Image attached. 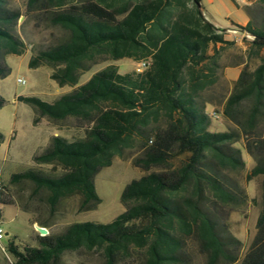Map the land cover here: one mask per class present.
<instances>
[{
  "label": "trees",
  "instance_id": "1",
  "mask_svg": "<svg viewBox=\"0 0 264 264\" xmlns=\"http://www.w3.org/2000/svg\"><path fill=\"white\" fill-rule=\"evenodd\" d=\"M202 0H26L28 11L65 33L60 42L34 51L28 66L52 69L59 86L75 87L48 103L18 97L52 122L72 118L87 124L82 138L54 136L34 157L39 164L61 168L57 175L32 169L12 175L11 182L29 181L46 189L50 214L58 203L77 197V212L95 210L100 199L94 178L116 156L136 149L132 165L143 172L123 189V212L111 222L72 223L58 233L37 236V246L19 248L7 242L12 264H57L66 252L101 253L104 264H192L196 252L204 264H235L242 243L224 222L226 211L244 205L247 196L224 171L244 168L242 148L254 161L247 180L261 176V208L255 235L240 264H264V0L253 18L235 24L251 36L248 57L259 59L243 68L223 99L222 115L235 130L212 132L203 95L220 79L219 55L233 41L203 14ZM239 8V7H237ZM20 12L0 0V79L10 73L8 55H21L22 40L13 33ZM39 19V18H38ZM148 61L142 72L120 74L110 65L79 85L83 72L98 58ZM0 96V108L4 105ZM247 103V105L245 104ZM0 133V143L2 142ZM1 189V187H0ZM12 205L0 201V206ZM26 212V211H24ZM0 209V221H1ZM48 228V222L31 219Z\"/></svg>",
  "mask_w": 264,
  "mask_h": 264
},
{
  "label": "rangeland",
  "instance_id": "2",
  "mask_svg": "<svg viewBox=\"0 0 264 264\" xmlns=\"http://www.w3.org/2000/svg\"><path fill=\"white\" fill-rule=\"evenodd\" d=\"M256 4L257 0H202L201 7L204 16L216 23L218 28L236 30L234 27L236 23L233 20L238 18L231 16L230 11L234 7L249 6L254 10L253 18L259 20L263 12L256 9ZM8 6L19 10L21 14L13 33L22 40L25 49L19 56L5 57L10 73L4 79H0V96L5 101L0 108V133L3 137L0 143V201L12 203V205L0 206L2 213L0 228L3 232V239L0 241V264H12V258L6 248L9 240H13L19 248L26 245L37 246L38 234L31 222L33 217L48 222L49 227L45 228L48 234L58 233L72 223L111 222L123 212L120 196L125 186L131 180L143 175L141 170L132 165V160L137 155L136 149L125 150L122 156L113 159L111 166L103 168L95 176V192L100 203L95 210L83 213L77 212L78 198L71 197L61 200L56 211L50 214L46 202L48 196L46 189H37L29 181L11 182L12 175L28 169L45 175L59 174L61 168L56 165L39 164L34 161V157L49 147L54 136L63 137L68 141L82 138L87 124L72 118L52 122L31 106L19 102L18 97L22 96L36 97L51 103L63 94L71 92L75 87H59L50 78L52 69L47 65L42 64L34 69L28 66L29 60L35 54L34 51L60 42L65 38V33L43 20L38 10L28 11L26 0H8ZM240 15L242 18L247 16L243 10ZM227 35L229 36L227 40L233 41V45L225 46L220 52L218 60L222 69L219 73V82L203 95L204 99L217 102L212 108L206 105V112L211 120L209 130L212 132L236 129L221 113L223 99L231 92L235 81L233 75H226V70L231 74L243 68L252 72L260 63L257 58L248 57L250 38L238 32L236 34L238 42H236L234 34ZM241 35L244 37L242 38ZM261 55L264 56V49L261 50ZM139 63L128 58L114 61L103 56L98 58L95 64H91L88 71L81 74L79 85L107 66H116L120 74H125L136 72ZM17 79H23L25 84L17 83ZM259 131L264 134V122L260 125ZM243 142L242 140L235 146L241 150L244 168L236 172L224 171L223 174L229 182L238 184L247 196L244 205L224 209L227 213L224 222L229 232L242 243L239 260L235 264H240L255 235L256 219L261 208L262 177L247 180L246 177L253 168L254 161L243 150ZM57 264H104V262L99 251L88 253L81 250L64 253ZM121 264H135V262L130 259ZM192 264H204V260L193 252Z\"/></svg>",
  "mask_w": 264,
  "mask_h": 264
},
{
  "label": "crops",
  "instance_id": "3",
  "mask_svg": "<svg viewBox=\"0 0 264 264\" xmlns=\"http://www.w3.org/2000/svg\"><path fill=\"white\" fill-rule=\"evenodd\" d=\"M240 12H242L241 7H239V8H235V7H234V9L230 11V15L233 16V17H237L238 19H240V20H238V19L236 20V19H235V20H233V22H235V23L238 24V25L245 26V25L247 24V22L249 21V19H248L247 16H244V17L242 18V16L240 15ZM205 17H206V16H205ZM206 19L208 20L207 17H206ZM208 21H210V20H208ZM210 22H211V21H210ZM211 23H212L215 27H218L216 23H214V22H211ZM232 31H234V29H225V30H224V32H225V39L229 38V36H228L227 34H234L233 36H234V38H235V41L238 42V41H237L238 38H237V36H236L237 33H233ZM241 37L243 38L244 36L241 35ZM228 40H229V39H228ZM250 40H251V39H250ZM234 69H235V68H234ZM225 73H226V75H233L234 79L236 80L237 77H238V75H239V73H240V71H234V72L231 74L230 71H227V70H226ZM208 107H211V108H212L211 105H209Z\"/></svg>",
  "mask_w": 264,
  "mask_h": 264
},
{
  "label": "built area",
  "instance_id": "4",
  "mask_svg": "<svg viewBox=\"0 0 264 264\" xmlns=\"http://www.w3.org/2000/svg\"><path fill=\"white\" fill-rule=\"evenodd\" d=\"M234 1H238V0H234ZM233 33H238L239 31H237V30H234V31H232ZM244 36H246L247 38H250L251 39V36L250 35H248V34H245V33H242ZM148 61L149 60H146V61H141L140 63H139V66H138V68H137V70H136V72H138V73H140V72H142V70H144V69H146L147 67H148ZM17 83H19V84H25V81L23 80V79H17ZM38 234V233H37ZM39 235V234H38ZM47 235H48V233H47ZM3 239V232H2V229L0 228V241Z\"/></svg>",
  "mask_w": 264,
  "mask_h": 264
},
{
  "label": "water",
  "instance_id": "5",
  "mask_svg": "<svg viewBox=\"0 0 264 264\" xmlns=\"http://www.w3.org/2000/svg\"><path fill=\"white\" fill-rule=\"evenodd\" d=\"M34 229H35V231L39 234V235H41L42 237L43 236H46L47 235V230L45 229V228H43V227H40V226H37L36 224H34Z\"/></svg>",
  "mask_w": 264,
  "mask_h": 264
}]
</instances>
